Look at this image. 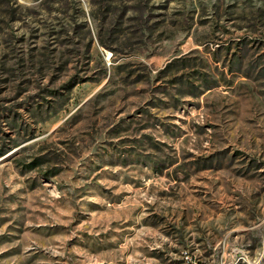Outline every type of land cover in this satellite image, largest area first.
<instances>
[{"label":"rangeland","instance_id":"374dc122","mask_svg":"<svg viewBox=\"0 0 264 264\" xmlns=\"http://www.w3.org/2000/svg\"><path fill=\"white\" fill-rule=\"evenodd\" d=\"M0 264H264V0H0Z\"/></svg>","mask_w":264,"mask_h":264}]
</instances>
